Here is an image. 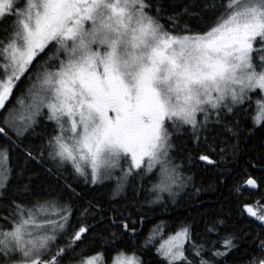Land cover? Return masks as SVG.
Segmentation results:
<instances>
[{
  "label": "snow or ice",
  "instance_id": "1",
  "mask_svg": "<svg viewBox=\"0 0 264 264\" xmlns=\"http://www.w3.org/2000/svg\"><path fill=\"white\" fill-rule=\"evenodd\" d=\"M0 25V264H145L138 253L151 248L159 264H219L248 239H208L226 223L216 218L199 239L183 223L165 239L161 223L136 243L165 193L195 186L184 161L227 183L243 127L264 129V0L191 12L163 0H0ZM34 134L40 144H24ZM247 151L264 165V138ZM13 152L23 166L10 167ZM28 164L52 180L36 185ZM114 177L106 200L77 191ZM232 191L259 221L247 264H264V174ZM85 244L105 251H77Z\"/></svg>",
  "mask_w": 264,
  "mask_h": 264
},
{
  "label": "trees",
  "instance_id": "2",
  "mask_svg": "<svg viewBox=\"0 0 264 264\" xmlns=\"http://www.w3.org/2000/svg\"><path fill=\"white\" fill-rule=\"evenodd\" d=\"M217 0H163V3L167 6L168 12H179L181 8L187 7L191 11H202L205 4L213 5ZM210 15V13H204ZM7 23V22H6ZM196 23V21H192ZM2 27V25H0ZM20 87H24L21 85ZM16 95H19V89L16 90ZM260 96L259 92L252 96L253 108L255 107V100ZM15 96L12 97V101L15 102ZM247 107V105H246ZM243 127V122H242ZM43 125L36 128V133H41ZM49 131L51 127L49 126ZM242 140L244 141L242 152L232 160L224 162L222 168L230 173L227 178V183H224L225 177L220 176L218 170L213 168L206 162L197 161L194 165L184 163L187 166L188 171L186 175H194V187L190 185L185 191L181 192L175 201L167 198V193L164 194V201L162 204L153 205L154 211H148L146 213L147 223L142 227H139V235L136 237L137 245H141L144 242L145 237L148 235L149 230L157 224L167 225L165 233V239L168 234H171L177 230V228L183 224H193L194 233L198 234L197 238L204 237L205 221H211L216 218H225L226 223L220 228V236L212 235L207 237L211 240L220 241L221 238L228 231H233L238 235H247L248 239L240 243V247L233 251L226 259L219 258V264H247V259L256 253V244L253 238L259 233V221H256L254 217L248 216L245 212L241 215V209L243 204H237V197L232 191V186L237 183L241 186L247 179L253 178L259 181V178L264 174V165L258 164L252 159V156L248 154L247 149L255 143H258L264 138V129L256 127L251 128L243 127ZM184 137H179L176 143L180 146L185 144ZM40 139L34 134L24 141V144H31L38 146ZM2 143V141H0ZM201 153H196L197 157ZM210 159H217L215 156H210ZM250 162V163H249ZM25 163L23 155L20 152H13L11 154L10 167L23 166ZM51 165H45L44 167H50ZM30 169L37 174L34 183L36 185L47 184L51 177L35 164H28ZM66 175V174H65ZM107 187L90 186L85 185L81 181L80 186L77 187L78 192H83L85 200L89 197H97L101 199H108L111 197L110 188L115 186V183L107 184ZM148 184L146 187H150ZM199 189V192L196 191ZM256 190L244 189V196L240 199L248 198V202L255 205L259 199L257 195H251ZM131 196V192L128 193ZM151 199V196H148ZM264 207V203L261 204ZM159 241H157L158 245ZM219 246V245H218ZM83 250L85 255H92L96 251H105L99 245H81L80 249ZM221 250H223L221 248ZM114 253H106L109 257ZM142 255L145 264H159V258L155 255V248H151L138 253Z\"/></svg>",
  "mask_w": 264,
  "mask_h": 264
},
{
  "label": "rangeland",
  "instance_id": "3",
  "mask_svg": "<svg viewBox=\"0 0 264 264\" xmlns=\"http://www.w3.org/2000/svg\"><path fill=\"white\" fill-rule=\"evenodd\" d=\"M260 95H261V93H259ZM116 175H119V173H116ZM106 184H111V183H115V177L113 178V180L112 181H110V182H105Z\"/></svg>",
  "mask_w": 264,
  "mask_h": 264
},
{
  "label": "water",
  "instance_id": "4",
  "mask_svg": "<svg viewBox=\"0 0 264 264\" xmlns=\"http://www.w3.org/2000/svg\"><path fill=\"white\" fill-rule=\"evenodd\" d=\"M245 185V183L243 184V186ZM245 189H250V190H255V189H251V188H245Z\"/></svg>",
  "mask_w": 264,
  "mask_h": 264
}]
</instances>
